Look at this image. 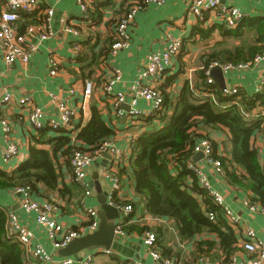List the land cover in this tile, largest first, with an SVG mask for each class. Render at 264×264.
Returning <instances> with one entry per match:
<instances>
[{"label":"trees","instance_id":"trees-1","mask_svg":"<svg viewBox=\"0 0 264 264\" xmlns=\"http://www.w3.org/2000/svg\"><path fill=\"white\" fill-rule=\"evenodd\" d=\"M97 1L92 3V12L95 6L97 10ZM103 1L99 8H106L112 2ZM130 6L126 4L122 16ZM39 11L22 14L18 30L23 32L28 25L39 24ZM213 29L218 30L221 38L238 43L230 46L229 42H215L199 56V68L190 79L182 80L178 92L172 86L182 72L171 68L164 72L156 87L163 102L159 110L131 120L132 127L138 128V135L128 142L122 162L115 166V170L120 185L122 182L131 183L138 198L137 204H125L132 208L130 215L121 221L126 233L144 234L151 230L148 226L137 227L131 223L140 206L150 218L172 222L181 241L197 238L191 263L206 257L216 263L227 264L242 250L237 247L238 233L225 221L221 209L199 187L197 177L187 164L195 145L201 139L209 140L212 158L220 162L225 183L244 192L251 204L264 209V167L253 145L256 135L264 134V91L247 93L237 88L236 94L225 96L216 85L207 84L206 76L213 63H246L263 52L264 18L245 17L233 29H227L223 24L208 30L198 29L200 41L209 40ZM112 42L113 39L110 46ZM80 46L81 52L75 60L81 63V72L86 75L84 78L95 79L97 75L96 86L101 87L105 80L103 68L108 67L107 58L111 56L110 46L105 58H97V61L90 58L91 62L82 57L81 43ZM184 48L182 46L179 59ZM50 131L49 128L35 131L32 139L36 145L48 144L50 151L32 146L27 161L8 172L0 168V191H13L19 186H29L33 191H38L39 187L56 191L64 173L71 176L70 159L75 150H93L114 135L95 107H91L88 125L78 130L74 138L73 132L64 129L52 131L58 136L47 138ZM210 133L219 134L223 139L215 141L210 138ZM219 145L223 147L222 151L218 150ZM7 214V210L0 207V264H30L22 246L8 235ZM153 231L161 257L177 259L170 249L159 246L163 236L161 228L156 227Z\"/></svg>","mask_w":264,"mask_h":264},{"label":"crops","instance_id":"crops-1","mask_svg":"<svg viewBox=\"0 0 264 264\" xmlns=\"http://www.w3.org/2000/svg\"><path fill=\"white\" fill-rule=\"evenodd\" d=\"M190 1L164 0V3L160 6L151 4L145 7L135 16L133 24L129 27L130 41L128 47L119 51L115 57L110 56V58H107L108 67L103 68L105 79L110 76L109 69L111 68H116L121 72L119 82L113 87V95L121 94L125 96V102L120 106L126 105L129 107L128 111H124L120 107L126 116L119 119L115 115L112 99L105 97L101 87L96 86L95 79H97V75L95 79L91 78L92 80L84 78L86 75L81 72V63L72 58L74 38L71 35L64 34L62 30L66 25L79 31L82 57L85 60L91 62L92 59L90 58H95L96 61L97 58H105L113 39L115 22L123 15L126 4H132L134 0H112L110 6L106 8H99L104 4V1L98 0L95 2L97 10L95 6L92 12L93 7L90 4L91 8L84 16L80 12L77 0H38L42 8L53 10L50 21L51 31L53 32L51 38L41 43L27 66L14 63L7 67L3 63L0 54V100L5 94H10L13 99L9 105L0 110V154L6 142L1 125L2 120L7 122L9 128L6 137L9 138L10 143H15L18 147V153L9 165L6 167L0 161V168L8 172L27 161L32 146H35L38 150L50 151L48 144H34L32 139L36 133L27 123L26 109L16 104V99L22 97H29L32 105L44 112L45 121L57 119L58 116L55 106L51 103V97H57L65 101L74 111L72 129L70 130L73 132L71 134L72 138L78 133V130L85 128L90 122L91 107L97 108L105 125L114 133L109 139L110 142L119 149L127 150L130 139L138 135L136 131L138 128L132 127L133 122L131 124V120L135 117L129 116L128 113L133 110L142 113L152 111V105L141 99H137L136 103L131 105L133 100L131 88L136 82L139 72L144 70L148 56L152 52L163 50L169 44L168 36L184 40V53L180 59L179 57L174 59L171 68L182 72V75H179L177 82L172 86L173 90L178 92L184 79L183 75L189 74L192 76L199 68V56L202 53L209 50L215 42L231 43V40L221 38L217 29L212 30L209 40L200 41V35L197 34L198 29L208 30L213 26H218L219 23L216 22L213 12H206L202 22L196 20L188 12ZM219 1L222 5L238 8L245 14V17L264 18V0ZM50 59H54L58 64V71L55 76L49 75ZM223 72L227 87L234 86L243 89L247 93H253L256 84L264 76V63L249 71L229 70ZM85 80L95 85L90 98L86 100L83 99L82 95ZM70 90H74L73 96H69ZM48 135L47 138L58 136L57 133L52 131ZM209 135L215 141L223 139L219 134L210 133ZM219 136L221 139H219ZM43 142L45 141L43 140ZM253 145L257 150L261 165L264 167L263 133L256 135L253 139ZM218 150L222 151L223 147L219 145ZM101 162L102 158L96 161V163ZM198 164L206 173L211 187L223 197L227 210L239 219L238 224L234 226V230L238 233L237 247L241 248L244 242L242 232L244 226L250 227L259 240H264V217L260 214L251 213L244 207L243 202L246 198L244 192L229 187L222 176L215 174L202 160ZM110 165L111 162L107 163V168ZM89 180L90 178L87 176V182ZM109 184L110 182H108ZM60 191L63 193H60ZM90 192V196H85L84 189L77 186L69 174L64 173L63 181H60L56 191L39 187L38 191L32 190V195L37 202L49 201L54 204L55 210L51 213V217L56 222L77 229L86 226L89 222L83 208H94L97 212L99 210L97 200L92 197V189H90ZM98 192L102 193L101 188ZM115 199L116 203L122 206L126 202L138 203V198L133 192L131 183L128 184L127 182H122ZM0 207L17 215L20 224L33 235L30 246H41L51 256L50 264H58L63 259L59 255L60 250L55 251L52 248L46 229L36 224L33 213L27 214L20 209L18 199L12 191H0ZM121 220V217H119L115 224L117 225ZM131 223L137 227L148 226L151 228L150 232H154V228L160 227L163 236L159 240V246L170 249L172 255L176 256L177 259L174 260L178 264H193L191 262L194 259V241L197 238L186 242L181 241L172 222L150 218L144 214L140 206L133 214ZM144 234L138 232H125L124 236L116 234L117 238L114 240L108 254L102 251L90 254L91 264H133L135 262L162 264L161 262H154L149 256L142 243ZM235 256L236 264L254 259L253 255L242 250L237 252ZM25 258L29 260L26 255Z\"/></svg>","mask_w":264,"mask_h":264},{"label":"built area","instance_id":"built-area-1","mask_svg":"<svg viewBox=\"0 0 264 264\" xmlns=\"http://www.w3.org/2000/svg\"><path fill=\"white\" fill-rule=\"evenodd\" d=\"M93 1L94 0H77V4L83 16L89 12L91 8L90 4H92ZM163 3L164 0H141L140 2L135 1L131 4L128 12L122 16L115 25L113 42L110 46L111 57H115L119 51L128 47L130 41L129 27L133 24L135 16L151 4L160 6ZM0 7V54L2 61L7 67H10L14 63L27 66L30 63L32 55L37 51L41 43L47 41L53 35L50 27L53 10L51 8H42L38 0H0ZM41 8L43 10H41ZM36 11H39L40 23L28 25L23 32H20L18 30V22L21 15ZM188 12L199 22H202L206 12H213L216 22L223 24L227 29H233L241 19L245 18V14L241 10L233 6L222 5L219 0H191ZM62 32L74 38L72 58L75 59L81 52L80 33L78 30L66 25ZM168 38L169 44L163 50L152 52L148 56L144 70L139 72L137 80L131 88L133 94L131 105H134L137 99H141L152 105V111L150 113H142L134 110L131 112L129 111L130 113H128V115L131 117L149 115L159 110L163 102V98L156 87L161 82L164 72L173 67L174 59L178 57L183 46L182 39L173 38L171 36H168ZM262 63H264V51L257 54L251 61L246 63H227L224 65L213 63L206 71L207 84H213V80L209 77V70L215 66H220L222 71H249ZM49 68V75L55 76L58 71V64L54 59H50ZM109 70L110 76L101 84V91L103 95L112 99L115 115L117 118L121 119L126 116L124 111L120 109V105L125 102V96L121 94L113 95V87L119 82L121 72L116 68H111ZM183 77L186 79L191 78L189 74H184ZM93 90L94 84L90 81H86L83 86V99H89ZM263 91L264 76H262L256 84L254 93H261ZM221 92L225 96H231L237 93V87L226 86L225 90ZM73 94L74 90H70L69 96H73ZM12 101V96L10 94H5L0 100V110L9 105ZM51 103L55 106L58 116L57 119L45 121L44 112L40 108L32 105L29 97L16 99V104L26 109L27 123L34 131H39L44 128H49L55 132L63 129L71 130L74 111L65 101L57 97L52 96ZM1 125L6 142L0 154V161L7 167L17 155L18 147L15 143H10L9 138L6 137V134L9 132L7 122L2 120ZM125 153L126 150L124 151L115 147L110 140H105L93 150H75L70 159V177L72 181L84 189L85 196H90L91 192L87 182L88 170L94 166L96 161L102 158L103 154H109L111 156V161H108V163L111 162V165L109 168H106L103 173L104 177L110 182L107 202L119 211L122 220L130 215L132 208L130 205L122 206L113 201L120 187L119 178L117 177L114 165H119L122 162ZM198 153L202 154V159L200 160H202L204 164L211 168L215 174L222 176L223 173L220 162L212 158V148L209 140L201 139L195 145L193 155ZM198 162L193 163L191 158L187 164V168L195 174L199 187L206 192L213 204L221 209L225 221L234 228V226L238 224L239 219L234 217L227 210L223 197L211 187L206 173ZM12 193L18 199L20 209L27 214L33 213L35 215L36 224L46 229L48 239L55 251L65 248L72 240L94 232L98 227L97 210L94 208H83L84 214L89 220L88 224L82 228L72 229L56 222V220L51 217V213L55 210L54 204L49 201H35L33 199L32 189L29 186H19L15 188ZM243 205L251 213L260 214L264 217V209L256 204H251L247 198H245ZM7 218L8 235L22 246V250L29 258L30 264H50L51 256L47 254L41 246H30L33 235L27 228L20 224L17 215L14 212H8ZM210 219L212 220V215H210ZM121 221L115 227V234L124 236L125 231L123 230ZM242 232L244 242L242 243L241 249L253 255L254 259L241 264H264V240H259L255 232L248 226H244ZM142 243L154 262L178 264L174 259L161 257L157 250L156 235L153 232H145ZM102 252L105 254L109 253V251ZM235 258L236 256L232 257L227 264H236ZM58 264H91V257L90 254H87L80 261H76L73 258H63ZM133 264L141 263L135 262ZM193 264L219 263L214 262L210 258L200 257Z\"/></svg>","mask_w":264,"mask_h":264},{"label":"water","instance_id":"water-1","mask_svg":"<svg viewBox=\"0 0 264 264\" xmlns=\"http://www.w3.org/2000/svg\"><path fill=\"white\" fill-rule=\"evenodd\" d=\"M209 77L213 80L221 91L226 88L224 72L220 66H215L209 70ZM124 111H128L129 107L121 106ZM202 159V154L198 153L192 156V162L196 163ZM108 161H111L109 154L102 155V162L96 163L88 170L90 178L88 186L92 189V197L97 200L99 210L97 212L98 227L94 232L85 236L72 240L65 248L59 251L62 258H73L76 261L82 260L87 254L94 253L98 250L109 251L114 240L117 238L115 234V221L119 219L120 213L117 209L109 205L107 195L109 192L108 181L103 173L107 168ZM101 188L102 193H99Z\"/></svg>","mask_w":264,"mask_h":264},{"label":"rangeland","instance_id":"rangeland-1","mask_svg":"<svg viewBox=\"0 0 264 264\" xmlns=\"http://www.w3.org/2000/svg\"><path fill=\"white\" fill-rule=\"evenodd\" d=\"M235 43L237 44L238 42H232V41H231L230 46L234 45ZM191 77H192V76H191Z\"/></svg>","mask_w":264,"mask_h":264}]
</instances>
